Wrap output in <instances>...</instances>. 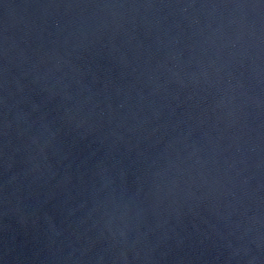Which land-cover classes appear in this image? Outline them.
Instances as JSON below:
<instances>
[{"label":"water","instance_id":"water-1","mask_svg":"<svg viewBox=\"0 0 264 264\" xmlns=\"http://www.w3.org/2000/svg\"><path fill=\"white\" fill-rule=\"evenodd\" d=\"M0 264H264V0H0Z\"/></svg>","mask_w":264,"mask_h":264}]
</instances>
